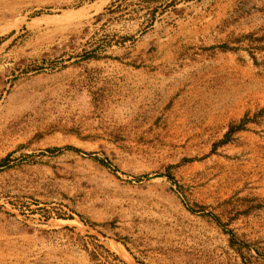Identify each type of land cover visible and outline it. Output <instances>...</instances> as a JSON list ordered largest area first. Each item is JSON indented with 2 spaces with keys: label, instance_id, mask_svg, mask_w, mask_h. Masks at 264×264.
Instances as JSON below:
<instances>
[{
  "label": "rangeland",
  "instance_id": "1",
  "mask_svg": "<svg viewBox=\"0 0 264 264\" xmlns=\"http://www.w3.org/2000/svg\"><path fill=\"white\" fill-rule=\"evenodd\" d=\"M0 264H264V0H0Z\"/></svg>",
  "mask_w": 264,
  "mask_h": 264
},
{
  "label": "trees",
  "instance_id": "2",
  "mask_svg": "<svg viewBox=\"0 0 264 264\" xmlns=\"http://www.w3.org/2000/svg\"><path fill=\"white\" fill-rule=\"evenodd\" d=\"M237 128H240V126L238 125ZM233 130H234V126H231L230 129L228 130V132H227L225 138H224L225 140L228 138L229 134H230ZM53 150H54V149H50V151H53ZM74 150H77V149L74 148ZM4 160H5V159H3L1 162H3ZM217 222H218V224H221V223L219 222L218 219H217ZM225 231H226V229H225ZM228 232L230 233L229 244H230L231 246L235 247V248L238 250L237 253L241 254L243 246H242L241 244H238V245L235 244V234H234V232H233L232 230H229Z\"/></svg>",
  "mask_w": 264,
  "mask_h": 264
}]
</instances>
